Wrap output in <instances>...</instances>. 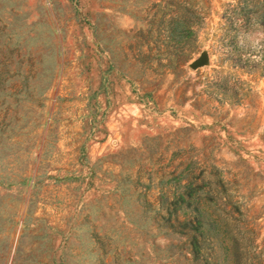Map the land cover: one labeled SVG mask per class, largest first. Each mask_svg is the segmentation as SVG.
Listing matches in <instances>:
<instances>
[{
  "label": "rangeland",
  "instance_id": "374dc122",
  "mask_svg": "<svg viewBox=\"0 0 264 264\" xmlns=\"http://www.w3.org/2000/svg\"><path fill=\"white\" fill-rule=\"evenodd\" d=\"M238 259L264 264V0H0V264Z\"/></svg>",
  "mask_w": 264,
  "mask_h": 264
},
{
  "label": "trees",
  "instance_id": "16d2710c",
  "mask_svg": "<svg viewBox=\"0 0 264 264\" xmlns=\"http://www.w3.org/2000/svg\"><path fill=\"white\" fill-rule=\"evenodd\" d=\"M179 21V20H178ZM184 23V21H183ZM230 226V225H229ZM181 228L183 230H186L187 232H192L193 235H189V239L192 241V244L194 245L196 252L195 254H197V257H199V250L201 248V244L202 242L200 241V238L202 237L201 235H196V233L198 231H200L199 227H195V224L193 221H188L185 220L182 224H181ZM239 263L238 264H242L241 263V259H238Z\"/></svg>",
  "mask_w": 264,
  "mask_h": 264
},
{
  "label": "water",
  "instance_id": "95a60500",
  "mask_svg": "<svg viewBox=\"0 0 264 264\" xmlns=\"http://www.w3.org/2000/svg\"><path fill=\"white\" fill-rule=\"evenodd\" d=\"M205 57L200 58L199 60L195 61L192 65L191 68L193 69H198L202 67L205 64Z\"/></svg>",
  "mask_w": 264,
  "mask_h": 264
}]
</instances>
